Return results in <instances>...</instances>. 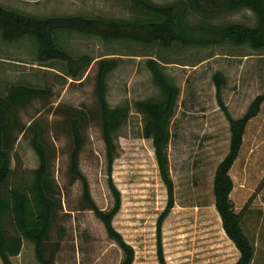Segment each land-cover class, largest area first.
<instances>
[{"label": "rangeland", "instance_id": "rangeland-1", "mask_svg": "<svg viewBox=\"0 0 264 264\" xmlns=\"http://www.w3.org/2000/svg\"><path fill=\"white\" fill-rule=\"evenodd\" d=\"M149 1L172 5L184 0ZM0 5L37 17L79 14L131 21L143 16L130 0H0ZM185 20L192 26L256 23L254 14L247 9L207 16L188 8ZM60 43L74 57L92 58L76 78L67 74L63 62L39 63L32 39L8 43L0 37V95L14 86L49 91L46 98L18 106L9 153L13 182H20L28 180L39 165L33 141L37 139L45 151V190L54 199L55 210L44 253L52 264H119L123 257L102 222L84 204L81 182L69 173L73 146L70 123L77 118L84 137L79 168L95 204L102 210L112 207L94 91L97 61L109 57L117 58L118 66L107 76V101L112 107L125 106L129 110L115 136L117 156L112 180L121 194V207L112 224L133 247L132 264H158L156 221L167 200L151 140L142 134L143 116L133 106L137 100L160 97L145 64L148 57L164 62L163 70L179 89L167 149L175 204L162 224L166 263L235 264L239 252L224 233L212 191L215 169L227 154L230 139L228 121L216 99L213 75H223V102L228 113L239 118L257 95L264 94V51L231 44L130 48L78 34H63ZM230 176L232 205L254 246L251 264H264V101L246 126ZM11 261L41 264L34 245L25 238L20 253Z\"/></svg>", "mask_w": 264, "mask_h": 264}, {"label": "trees", "instance_id": "trees-1", "mask_svg": "<svg viewBox=\"0 0 264 264\" xmlns=\"http://www.w3.org/2000/svg\"><path fill=\"white\" fill-rule=\"evenodd\" d=\"M143 15L131 21L108 20L83 15H58L37 17L19 13L0 5V37L5 42H16L25 37L36 44L35 57L39 63L59 61L66 64L67 74L76 78L92 62L87 55L72 56L60 43L63 34H78L95 37L106 44H123L130 48H170L172 46L207 47L231 44L246 45L252 50L264 51V0H184L172 5H157L149 0H130ZM200 14L214 16L219 13L235 12L241 9L251 11L256 23L248 26L242 23H228L192 26L185 20L187 9ZM146 56H151L146 54ZM164 62L148 57L146 67L154 84L160 91L159 98L137 100L133 106L143 116L142 134L151 140L160 179L166 189V205L156 221V256L158 264H167L163 251L162 224L174 207V182L169 171L168 145L170 121L177 105L179 89L163 70ZM118 66L115 57L97 61L95 74V95L100 113L101 137L105 147L108 187L113 198L109 210L100 209L93 201L88 181L79 168V157L84 145L80 121L71 120L70 129L73 146L69 156V173L82 184V198L86 207L93 211L105 232L123 253L119 264H132L134 249L113 227L112 220L121 207V194L112 180V166L117 156L115 136L126 122L129 110L125 106L112 107L106 98L107 76ZM216 99L229 125V148L219 162L213 176L212 191L214 206L221 219L226 236L239 252L235 264H251L254 246L241 225V216L234 210L230 194L233 181L230 170L237 159L248 122L260 111L264 94L257 95L245 113L233 118L223 102L224 77L213 75ZM49 91L25 86H14L5 95H0V260L12 264L22 247V238L34 245L35 255L41 264H52L44 253L48 227L55 210L54 199L46 193V155L37 139L33 146L39 158V165L30 172L26 181L13 182L14 172L10 166L9 150L13 140L11 131L17 122V108L34 99L48 97ZM10 228L12 232L8 230Z\"/></svg>", "mask_w": 264, "mask_h": 264}]
</instances>
